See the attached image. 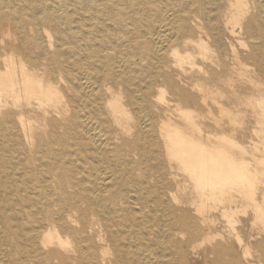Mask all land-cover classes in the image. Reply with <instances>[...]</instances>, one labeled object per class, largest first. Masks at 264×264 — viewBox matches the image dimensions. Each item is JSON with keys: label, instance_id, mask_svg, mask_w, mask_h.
<instances>
[{"label": "bare ground", "instance_id": "obj_1", "mask_svg": "<svg viewBox=\"0 0 264 264\" xmlns=\"http://www.w3.org/2000/svg\"><path fill=\"white\" fill-rule=\"evenodd\" d=\"M200 257L264 264V0H0V264Z\"/></svg>", "mask_w": 264, "mask_h": 264}, {"label": "rangeland", "instance_id": "obj_2", "mask_svg": "<svg viewBox=\"0 0 264 264\" xmlns=\"http://www.w3.org/2000/svg\"><path fill=\"white\" fill-rule=\"evenodd\" d=\"M247 67L250 70L254 69V66H253L252 62H249ZM239 108H240V110L243 111L241 113V116L243 117V119L245 118L244 119V124H243L244 129H240L236 136H237L238 141L241 142L242 144H244V146L247 149H249L250 148V144L253 141V139L256 140V138H257L256 137V133L254 132V130L258 127L257 123H256V116L251 111V108L246 106V105H241ZM250 229H251V226H250V224H248L247 227H246V231H250ZM236 247H237V245H236ZM195 261L198 262L197 264H218V263H213L211 261L204 260V259H202V257H200L198 260L196 259ZM195 261L192 262V260H191L190 264H193V263L195 264ZM241 262H242V264H249L244 258H242ZM255 263H256V261H251L250 264H255Z\"/></svg>", "mask_w": 264, "mask_h": 264}]
</instances>
